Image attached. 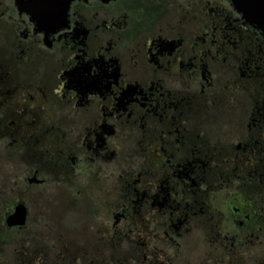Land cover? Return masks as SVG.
I'll list each match as a JSON object with an SVG mask.
<instances>
[{
  "label": "flooded vegetation",
  "instance_id": "af4514ba",
  "mask_svg": "<svg viewBox=\"0 0 264 264\" xmlns=\"http://www.w3.org/2000/svg\"><path fill=\"white\" fill-rule=\"evenodd\" d=\"M61 22L0 0V264H264V0Z\"/></svg>",
  "mask_w": 264,
  "mask_h": 264
},
{
  "label": "water",
  "instance_id": "95a60500",
  "mask_svg": "<svg viewBox=\"0 0 264 264\" xmlns=\"http://www.w3.org/2000/svg\"><path fill=\"white\" fill-rule=\"evenodd\" d=\"M20 10L24 11L37 22L50 20L61 22L67 17L71 4L76 0H16ZM25 208L19 206L16 213L8 220L10 226L25 224Z\"/></svg>",
  "mask_w": 264,
  "mask_h": 264
},
{
  "label": "rangeland",
  "instance_id": "374dc122",
  "mask_svg": "<svg viewBox=\"0 0 264 264\" xmlns=\"http://www.w3.org/2000/svg\"><path fill=\"white\" fill-rule=\"evenodd\" d=\"M53 216L54 218L61 219L66 229L70 233L80 232L82 227V221L78 217L67 213L65 207H63L61 203L60 205H58L57 208H55Z\"/></svg>",
  "mask_w": 264,
  "mask_h": 264
},
{
  "label": "bare ground",
  "instance_id": "6f19581e",
  "mask_svg": "<svg viewBox=\"0 0 264 264\" xmlns=\"http://www.w3.org/2000/svg\"><path fill=\"white\" fill-rule=\"evenodd\" d=\"M55 22H58V23H56V24H61L62 22H59V21H55Z\"/></svg>",
  "mask_w": 264,
  "mask_h": 264
}]
</instances>
